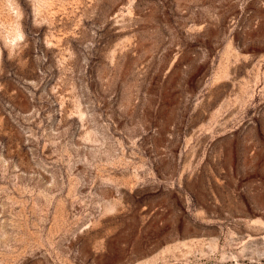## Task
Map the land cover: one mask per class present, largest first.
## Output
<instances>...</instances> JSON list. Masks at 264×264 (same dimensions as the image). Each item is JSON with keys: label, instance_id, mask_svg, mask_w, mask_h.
Segmentation results:
<instances>
[{"label": "rangeland", "instance_id": "obj_1", "mask_svg": "<svg viewBox=\"0 0 264 264\" xmlns=\"http://www.w3.org/2000/svg\"><path fill=\"white\" fill-rule=\"evenodd\" d=\"M0 264H264V0H0Z\"/></svg>", "mask_w": 264, "mask_h": 264}]
</instances>
